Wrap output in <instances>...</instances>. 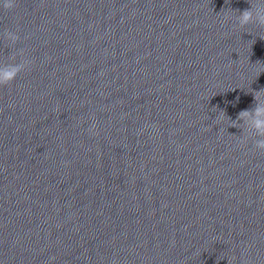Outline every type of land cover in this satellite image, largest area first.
I'll return each instance as SVG.
<instances>
[{"label": "clouds", "instance_id": "obj_1", "mask_svg": "<svg viewBox=\"0 0 264 264\" xmlns=\"http://www.w3.org/2000/svg\"><path fill=\"white\" fill-rule=\"evenodd\" d=\"M0 7L5 11H10L16 7V0H0ZM231 18L230 15H225L224 20L227 22ZM239 27L244 28L249 24H256L260 28H264V0H254L251 3V8L246 9L235 17ZM4 37L7 41L15 44L20 37L18 34L6 30ZM264 39V37H261ZM253 41L252 43H254ZM13 59H15L13 57ZM30 65V61L24 60L20 63L0 64V87L11 84L17 76ZM264 72V67L258 71L257 76ZM234 90V89H233ZM239 98L237 97V100ZM255 106L249 110H242L237 116V121H232L231 125L237 127L238 121H242L247 135L241 140V143H246L247 139L252 136L258 137L254 140V148L264 154V89L254 92ZM229 119L224 111H220L218 120ZM230 120V119H229Z\"/></svg>", "mask_w": 264, "mask_h": 264}]
</instances>
